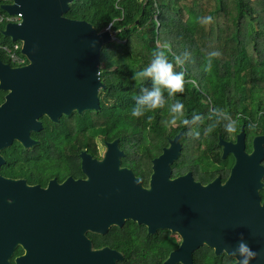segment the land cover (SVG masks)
Masks as SVG:
<instances>
[{
	"label": "water",
	"instance_id": "1",
	"mask_svg": "<svg viewBox=\"0 0 264 264\" xmlns=\"http://www.w3.org/2000/svg\"><path fill=\"white\" fill-rule=\"evenodd\" d=\"M73 1L12 0L1 5L9 14L22 15L21 22L6 24L2 34L21 43L28 64L16 67L0 60V88L11 90L0 105V150L15 138L31 146L30 132L43 127L39 118L44 115L58 122L74 111L101 108L99 91L105 87L100 78L101 51L115 39L114 33L109 28L98 32L85 20L65 16ZM181 137L182 132L171 139L154 161L149 188L128 168L99 167L91 174L105 197L100 207L90 208V230L106 234L111 226L123 227L127 220L145 225L149 234L170 230L181 237V243L164 264H194L193 255L203 246L237 260L229 252L244 239L259 253L251 264H264V135L253 139L251 152L246 149L244 127L235 142L220 136L222 158L231 154L235 162L224 182L218 176L208 184L196 181L191 172L171 178V165L182 151ZM122 154L115 140L108 145L106 161L119 165ZM23 183L0 179V264L7 226L16 232L24 215L26 222L46 228L43 234L50 233L49 204L19 205L15 189ZM3 186H9L15 202L9 208V221ZM124 259L118 250L90 246L88 264H117Z\"/></svg>",
	"mask_w": 264,
	"mask_h": 264
},
{
	"label": "trees",
	"instance_id": "2",
	"mask_svg": "<svg viewBox=\"0 0 264 264\" xmlns=\"http://www.w3.org/2000/svg\"><path fill=\"white\" fill-rule=\"evenodd\" d=\"M65 16L85 20L98 32L110 26L120 42H109L101 51L100 78L105 85L99 91L101 108L63 117L61 137L70 136L64 122L77 121L80 130L87 127L90 138L118 139L127 153L134 150L136 138L141 151L156 153L168 145L167 135L172 138L182 130L181 156L188 166L178 165L177 170L202 169L206 173L202 178L220 176L224 182L235 159L231 154L222 158L219 137L233 140L244 127L246 149L251 152L253 137L264 133V0H74ZM205 17L212 19L205 23ZM3 28L0 24L1 44L21 45L5 37ZM157 51L170 61L185 51L190 54L182 66L174 64L175 71L184 72V92L169 98L165 90L164 108L133 117L134 97L141 87L151 86L150 81L133 80V73L150 63ZM0 58L9 63L1 49ZM177 100L183 104V117L171 123L168 105ZM194 114L200 121L181 123ZM225 115L233 122L231 132L224 127ZM52 124L49 119L44 122L46 152ZM140 228L130 222L110 235L111 243L125 254L118 264H164L179 244L175 234L166 231L163 239H151ZM227 260L225 253L216 255L208 246L194 253V264H229Z\"/></svg>",
	"mask_w": 264,
	"mask_h": 264
},
{
	"label": "flooded vegetation",
	"instance_id": "3",
	"mask_svg": "<svg viewBox=\"0 0 264 264\" xmlns=\"http://www.w3.org/2000/svg\"><path fill=\"white\" fill-rule=\"evenodd\" d=\"M0 60L5 64H10L1 58ZM9 92L11 90L0 88V105L6 102ZM70 115L60 116L58 122H54L44 115L39 118L43 127L40 130L30 132L31 146L26 147L22 141L15 138L10 146L0 150V179L23 181V185L15 189L19 205L49 204L52 222L50 233L45 234L42 233V229L46 228L26 222L25 215L20 225L15 228L16 232L11 233L13 229L8 225L3 264H88L90 246L92 250L109 247L118 250L125 256L110 241V235L120 232L118 228L122 229L123 227L113 225L106 234L90 230V208L100 207L102 199L105 197L104 192L100 191L97 179L91 178V174L97 171L99 167L128 168L135 177L141 180L144 188H149L154 173V161L160 157L164 148L169 147V141L177 135L172 138L167 135L168 145L162 146V151L156 153L141 151L137 144L138 138H136L134 150L127 153L122 149L118 139L107 140L101 136L90 138L87 127L83 126L80 130L77 121L64 122L68 129H71L70 136L61 137L60 134L64 128L61 125V119ZM46 119L53 122L51 132L48 130L53 135L50 139L48 152L44 151L45 147L43 146ZM180 132H182L180 138L182 145V138L185 133L182 130ZM238 134H235L233 140L228 141L235 142ZM259 135H264V133L256 134L253 139ZM115 140L118 148L123 151V154L119 156V165L115 160L106 161L108 145ZM210 156L213 157V154ZM180 158H182L181 154L171 165V178L191 172L193 178L198 182L208 184L213 181V179L202 178L206 174L202 169L196 170L197 172L177 170V162ZM2 191L3 197L5 196L4 202L5 207H7V220L9 221V208L15 202L9 195V186H3ZM261 196L264 199L263 193ZM130 222L142 226L139 230L142 233L146 230L149 234L145 225H140L135 221L127 220L125 225ZM166 231L171 232L163 229L149 235H151V239L160 240L166 235L164 233ZM172 234H175L179 241L178 248L181 237L176 233ZM227 256L229 264H237L235 258Z\"/></svg>",
	"mask_w": 264,
	"mask_h": 264
},
{
	"label": "clouds",
	"instance_id": "4",
	"mask_svg": "<svg viewBox=\"0 0 264 264\" xmlns=\"http://www.w3.org/2000/svg\"><path fill=\"white\" fill-rule=\"evenodd\" d=\"M211 17H205L203 22L207 23L211 21ZM218 53H211V55H217ZM188 52H183L180 55L173 57L170 61L163 51L154 52L153 57L144 68L140 71H134L133 80L150 81V87H141L139 94L134 97L135 105L131 109V115L133 117H141L146 112L152 111L158 108H164L167 99L164 96V91L167 92V97H173L176 93L184 92V72L175 71V66H182L189 58ZM205 70H208L207 68ZM168 111L172 114L171 123H174L178 117H183V104L177 100L174 103L168 105ZM224 119L228 121L225 124V129L229 132L232 131L233 122L227 115ZM200 121V116L194 114L191 119H181V123L184 125L195 124ZM190 134L199 137L198 131L193 132L189 130ZM230 255L237 257L238 264H251L255 260L259 253L253 250L248 243L241 239L235 248L229 252Z\"/></svg>",
	"mask_w": 264,
	"mask_h": 264
},
{
	"label": "built area",
	"instance_id": "5",
	"mask_svg": "<svg viewBox=\"0 0 264 264\" xmlns=\"http://www.w3.org/2000/svg\"><path fill=\"white\" fill-rule=\"evenodd\" d=\"M10 3H12V0H1V5L10 4ZM1 5H0V24H3L4 28H5L6 24H8V23H19V22H21V19H22L21 13L9 14L6 11L1 9ZM108 28L111 30L110 26ZM21 47H22V45H19V44H16L13 47H10L6 44L0 43V49L3 50L6 53V55L8 56L9 63L12 66H16V67L28 64L27 57L21 53Z\"/></svg>",
	"mask_w": 264,
	"mask_h": 264
},
{
	"label": "rangeland",
	"instance_id": "6",
	"mask_svg": "<svg viewBox=\"0 0 264 264\" xmlns=\"http://www.w3.org/2000/svg\"><path fill=\"white\" fill-rule=\"evenodd\" d=\"M112 32H113V31H112ZM113 33H114V32H113ZM114 37H115V39H114L113 41L120 42L119 40L116 39L115 33H114ZM177 163H178V165H181V166H185V167L188 166V165H187L188 163L185 162L183 158H180L179 161H178ZM177 163H176V165H177ZM261 193L264 194V188L261 190ZM123 227H124V226H123Z\"/></svg>",
	"mask_w": 264,
	"mask_h": 264
}]
</instances>
